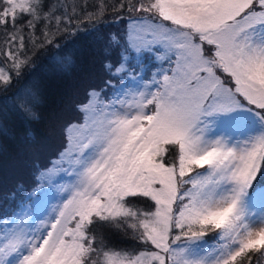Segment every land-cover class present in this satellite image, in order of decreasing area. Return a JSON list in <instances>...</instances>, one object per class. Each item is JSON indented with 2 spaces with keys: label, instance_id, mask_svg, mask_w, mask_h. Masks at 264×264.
I'll return each mask as SVG.
<instances>
[{
  "label": "snow or ice",
  "instance_id": "obj_1",
  "mask_svg": "<svg viewBox=\"0 0 264 264\" xmlns=\"http://www.w3.org/2000/svg\"><path fill=\"white\" fill-rule=\"evenodd\" d=\"M106 7L78 37L104 55V78L72 106L76 119L51 114L54 158L42 163L26 130L13 178L0 180V264H264V0H121L128 23L107 35ZM47 8L0 0L17 80L52 43L37 24L62 23ZM50 63L54 76L75 60ZM0 84L11 136L17 118L37 119L42 85L8 95L2 68ZM141 199L154 211L133 210ZM129 231L145 250L111 246L110 233Z\"/></svg>",
  "mask_w": 264,
  "mask_h": 264
},
{
  "label": "trees",
  "instance_id": "obj_2",
  "mask_svg": "<svg viewBox=\"0 0 264 264\" xmlns=\"http://www.w3.org/2000/svg\"><path fill=\"white\" fill-rule=\"evenodd\" d=\"M120 2L121 0H46L49 8L45 11L51 12L55 16H60L62 23L56 25L52 22L49 23L47 27L42 23L37 24L35 35L40 37L42 31H47L51 34L49 38L52 39V43L45 44L42 48L37 47L35 52L30 51L28 53L30 57H33L35 66L33 69L24 72L19 80L15 78L11 68V61L4 55V48L0 46V68H2L6 74L13 76V84L8 88L7 94L11 95L25 83L32 80H38L41 83L43 92L42 103L36 109L37 119L24 121L21 118H17L12 125L14 134L11 136L0 135V180L4 181L6 184L13 178V160L14 158L19 159L18 154L21 147H23L21 138L24 137L26 130H31L36 141L43 146L40 157L41 162H47L49 157L54 158L53 154L59 147V139L56 138V141L52 144V138L46 136V130L51 121V114L53 112H60L63 114L64 119H76L79 114L72 106L83 101L85 99V91L90 86L97 84L100 79L105 76L104 70H102L104 61L102 52L78 38L83 34V30L91 29L93 25L97 23L89 19L87 13L96 12L98 6L104 4L107 7L100 21V23L103 24L104 31L107 32L109 30V25H111L109 21L118 16L121 18L122 30L128 23L129 13L119 9L118 5ZM69 19L72 21L70 24L67 23ZM74 25L75 28L73 27ZM57 27L60 28V31H56ZM65 28H67L68 31H65ZM73 32L76 33V35L70 34ZM37 43L39 44V41ZM28 46L31 47V45ZM63 53L73 55L75 63L67 72L53 76L50 72L52 67L50 61L55 56ZM46 69L48 71H46ZM2 87L3 85L0 84V88ZM79 89L80 93L72 98V94L78 93ZM3 94L4 93H0V95ZM68 97L71 99L70 104L67 99ZM66 112L70 115L68 114L64 117ZM24 142H27L26 137H24ZM137 201L138 200L134 201V203H138ZM152 203L154 202L141 199L140 204L142 205L134 207V209L136 211H152L154 208L149 207ZM132 237L133 233L131 231H129L127 235L120 233L109 234L110 244L114 249H136L138 251L145 249L142 244Z\"/></svg>",
  "mask_w": 264,
  "mask_h": 264
},
{
  "label": "rangeland",
  "instance_id": "obj_3",
  "mask_svg": "<svg viewBox=\"0 0 264 264\" xmlns=\"http://www.w3.org/2000/svg\"><path fill=\"white\" fill-rule=\"evenodd\" d=\"M133 1H134V0H133ZM114 16H115V15H114ZM114 16H113V17H114ZM120 20H121L120 17H119V18L117 17V18H113V19H111V20L109 21V23H111V25H109V30L106 32V31H104V28H102V31L105 33V35H107L108 33H117V32H119V31L121 30V26H122V23L120 22ZM96 49H99V48L97 47ZM102 65H103V64H102ZM102 67H103V66H102ZM102 70H104V69H102ZM88 76H89V74H88ZM88 76H87V77H88ZM81 88H82V87H81ZM81 88H80V89H81ZM80 89H79L78 93L72 94V98L76 97V96L80 93ZM67 99H68L69 104H70V101H71L70 97H68ZM70 106H71V105H70ZM50 111H51V110H50ZM68 114H69V113L66 112V114L64 115V117L67 116ZM69 115H70V114H69ZM46 131H47V135H46V136H49V132H50V123H49L48 129H47ZM54 141H56V138H52V144H53ZM166 159H167V157H166ZM66 179H67V178H65V180L63 181L64 183H67V182H68V179H67V181H66ZM257 179H260V177L258 176ZM140 201H141V200H138V201H137L138 203H134V207H139V206H141L142 204H140ZM52 203H56V201L53 200ZM257 204H259V201H258V200H257ZM133 210H135V209L133 208ZM152 211H154V209H153ZM116 250H117V249H116ZM143 250H145V249H142V250H140V251H143Z\"/></svg>",
  "mask_w": 264,
  "mask_h": 264
}]
</instances>
